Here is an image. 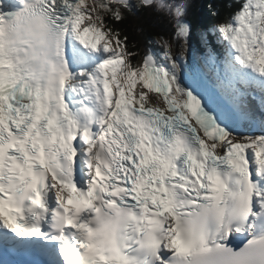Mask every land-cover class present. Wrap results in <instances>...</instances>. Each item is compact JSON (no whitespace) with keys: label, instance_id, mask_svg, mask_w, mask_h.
Returning <instances> with one entry per match:
<instances>
[{"label":"snow or ice","instance_id":"snow-or-ice-1","mask_svg":"<svg viewBox=\"0 0 264 264\" xmlns=\"http://www.w3.org/2000/svg\"><path fill=\"white\" fill-rule=\"evenodd\" d=\"M206 7L0 0V264H264V0Z\"/></svg>","mask_w":264,"mask_h":264},{"label":"trees","instance_id":"trees-1","mask_svg":"<svg viewBox=\"0 0 264 264\" xmlns=\"http://www.w3.org/2000/svg\"><path fill=\"white\" fill-rule=\"evenodd\" d=\"M191 2L193 4V8L190 11L192 13V23L194 28L196 26L205 25L210 20H213L206 5L208 3H212L215 7L219 0H191ZM130 20V25H122L121 27L129 36L130 42L134 41L137 44L141 50V53H143V50L146 47L145 36L150 39L152 37V32L150 30L146 32H137L135 31L137 28H144L147 25H154L156 31L159 34L164 35L165 37H171L172 30L170 26H164L157 23L156 18L152 17L151 15L144 17L139 12H137L136 16L130 18Z\"/></svg>","mask_w":264,"mask_h":264}]
</instances>
